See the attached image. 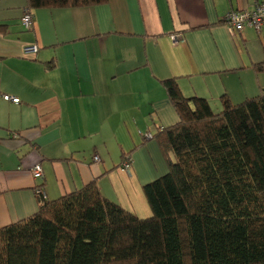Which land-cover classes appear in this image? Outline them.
<instances>
[{"label": "crops", "instance_id": "1", "mask_svg": "<svg viewBox=\"0 0 264 264\" xmlns=\"http://www.w3.org/2000/svg\"><path fill=\"white\" fill-rule=\"evenodd\" d=\"M257 1L41 8L26 30L27 1L0 0V228L38 210L37 188L52 200L92 180L106 199L149 217L142 188L167 165L144 137L178 119L161 81L175 78L184 96L218 109L223 95L237 103L264 91V72L253 68L264 62V26L231 35L224 23ZM28 45L38 46L31 57Z\"/></svg>", "mask_w": 264, "mask_h": 264}, {"label": "trees", "instance_id": "2", "mask_svg": "<svg viewBox=\"0 0 264 264\" xmlns=\"http://www.w3.org/2000/svg\"><path fill=\"white\" fill-rule=\"evenodd\" d=\"M26 1L33 18L106 0ZM161 83L178 119L150 134L167 164L142 188L151 215L106 199L94 180L52 200L39 188L38 210L0 228V264H264V91L223 95L215 112L175 78Z\"/></svg>", "mask_w": 264, "mask_h": 264}, {"label": "built area", "instance_id": "3", "mask_svg": "<svg viewBox=\"0 0 264 264\" xmlns=\"http://www.w3.org/2000/svg\"><path fill=\"white\" fill-rule=\"evenodd\" d=\"M20 23L26 30L32 28L33 18L27 8L24 10L21 16ZM224 23L226 24L231 35L243 30L247 26L259 31L260 28L264 26V0L257 1L250 10H232L227 12L224 17ZM37 51V45H28L23 47V55L25 57H31L37 53ZM2 98L13 103L19 102L17 97H13L8 94H3ZM146 136L150 137V134L147 133ZM94 160L97 161L98 157L94 156ZM124 167H129V164H125ZM33 174L35 177L41 176V169L39 166L33 169ZM36 192L39 193L40 190L37 189Z\"/></svg>", "mask_w": 264, "mask_h": 264}, {"label": "rangeland", "instance_id": "4", "mask_svg": "<svg viewBox=\"0 0 264 264\" xmlns=\"http://www.w3.org/2000/svg\"><path fill=\"white\" fill-rule=\"evenodd\" d=\"M212 105H214V104H212ZM211 108H212V110L215 111V112L221 110V108L218 109V107L215 108L214 106H212ZM155 142H156V141H155ZM161 156H162V155H161ZM162 157H163V156H162ZM163 160L165 161L164 157H163ZM165 163H166V161H165ZM166 165H167V164H166Z\"/></svg>", "mask_w": 264, "mask_h": 264}]
</instances>
